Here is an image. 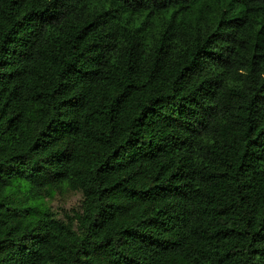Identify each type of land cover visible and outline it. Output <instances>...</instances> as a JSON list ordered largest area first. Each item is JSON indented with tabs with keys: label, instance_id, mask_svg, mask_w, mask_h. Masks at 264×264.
Returning <instances> with one entry per match:
<instances>
[{
	"label": "trees",
	"instance_id": "trees-1",
	"mask_svg": "<svg viewBox=\"0 0 264 264\" xmlns=\"http://www.w3.org/2000/svg\"><path fill=\"white\" fill-rule=\"evenodd\" d=\"M0 264H264V0H0Z\"/></svg>",
	"mask_w": 264,
	"mask_h": 264
},
{
	"label": "rangeland",
	"instance_id": "rangeland-1",
	"mask_svg": "<svg viewBox=\"0 0 264 264\" xmlns=\"http://www.w3.org/2000/svg\"><path fill=\"white\" fill-rule=\"evenodd\" d=\"M48 208L54 214L56 220L66 222L68 217H73L81 212V194H69L49 200Z\"/></svg>",
	"mask_w": 264,
	"mask_h": 264
}]
</instances>
